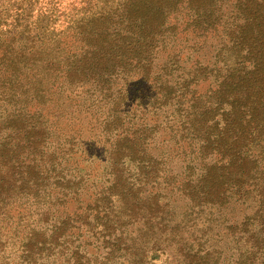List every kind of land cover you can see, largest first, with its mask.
<instances>
[{
  "label": "trees",
  "instance_id": "trees-1",
  "mask_svg": "<svg viewBox=\"0 0 264 264\" xmlns=\"http://www.w3.org/2000/svg\"><path fill=\"white\" fill-rule=\"evenodd\" d=\"M192 1L186 0L189 6ZM85 2L89 3L90 11L79 19L82 23L75 28L78 36L65 42L63 47L69 61L65 70L71 81L82 83L83 87L88 83L99 91L104 106L113 113L111 118L95 117L94 124L89 126L93 129L97 125L98 133L92 136L102 141L110 162L104 169V174L111 176L110 184L95 199L100 203L107 201L109 205L93 206L96 216L101 212L103 217L113 214V207L118 204L117 214L121 217L147 219L152 209L161 206L158 195L147 192V187L163 176L157 163L122 148L119 140L106 143L110 124L120 120L118 108L125 105L129 113H143L145 110L139 111L132 103L148 97L147 105L156 101L159 106H170L173 115L178 117V131L188 142L199 145L203 157L207 154L218 157L213 163H205L199 177L181 185L184 194L185 186L188 189L191 208L220 214L230 200L252 207L253 211L240 224L230 227L239 228L236 264H264V167L259 164L260 156H264V0H201L200 7L192 8L194 14L187 31L191 29L194 34L215 40V55L222 64L215 69L217 74L211 87L204 90L190 89L194 83L198 84L199 78H195L198 73L204 76L201 65L194 74L175 76L181 51L170 53L160 73L152 75L157 57L167 52L169 41L174 37V31H170L172 26L167 24L168 16L176 10L174 0H115L112 6L80 0L82 4ZM11 11L7 18L1 17L0 23L8 24L13 19L15 26L19 25L21 10H14L13 14ZM26 38V44L11 50V64L16 63L18 56H29L34 62L41 60L36 54L43 50L44 41L35 39L34 35ZM16 78L10 72L0 81V109H5L0 112L2 219L11 214L15 204L20 205L22 197L28 200L32 197V190L38 185L37 182L34 185V180L40 174L55 172L54 151L47 149L46 144L53 133L49 121L62 116L45 108L27 115L25 101L29 89L18 87ZM31 98H36L35 94ZM92 136L88 137L90 142H93ZM141 138L144 145L146 137ZM254 147L261 148L256 156L251 153ZM125 159L135 163L138 169L136 176L126 183L120 181L116 172V168L123 169ZM124 172L128 175L127 169ZM163 207L167 208L168 204ZM63 231L53 228L48 237L28 241L24 248L28 262L48 264L38 259H44L41 255L52 248ZM102 231H105L103 236L113 237L114 241L105 242L106 252L100 264H115L119 253L128 255L130 264H142L149 245L154 249L162 244L171 246L175 238L176 257H184L183 264H220V251L209 246L205 232L195 230L176 236L158 232L149 240L151 244L144 242L139 247L133 246V241L129 243L126 228H103ZM66 264L99 263L86 259L75 247Z\"/></svg>",
  "mask_w": 264,
  "mask_h": 264
},
{
  "label": "rangeland",
  "instance_id": "rangeland-1",
  "mask_svg": "<svg viewBox=\"0 0 264 264\" xmlns=\"http://www.w3.org/2000/svg\"><path fill=\"white\" fill-rule=\"evenodd\" d=\"M95 1L97 5L115 3V0ZM174 1L177 3L176 10L167 18L174 37L169 41L167 52L157 57L152 75L160 73L161 65L170 53L175 51L177 54L181 51L175 76L194 74L201 65L204 76L198 73L195 78H199V82L197 85L194 83L190 89H207L211 87L217 74L215 69L222 67V64L215 55V40L194 34L191 29L187 31L188 22L194 14L192 8L200 7L201 0H191V6L186 0ZM88 4H82L80 0H75V3L73 0H0V20L2 16L7 18L10 10L11 14L16 9L21 10L19 25L15 26L13 19L8 24L0 23V81L14 72L17 75L15 84L29 89L25 101L27 115L42 108L62 115L59 120L49 121L53 133L46 144L47 149L54 151L55 172L48 174L45 171L43 175L40 174L34 180V185L36 182L38 185L33 188L32 197L29 200L22 197L20 205L15 204L9 216L0 218V264H25V260L28 262L24 250L26 243L48 237L53 228L64 230V234H60L58 240L53 242L51 249L44 251L41 255L44 259H38L39 262L66 264L71 251L78 247L86 259L96 260L100 264L106 252L105 242L114 241L113 237L103 236V228H126L129 243L132 244L133 241V246L139 247L144 242L151 244L149 240L158 232L165 231L172 236L195 230L205 232L204 238H209V246L220 251V264H236L239 228L230 227L240 224L253 211L252 207L230 200L220 214H208V210L201 212L198 207L191 208V197L186 193L188 189L185 186L184 194L181 185L188 179L199 177L205 163H213L218 157L216 154L203 157L199 145L195 141L188 142L178 131V117L173 115L170 106H159L156 101L147 105L148 97L138 100L139 102L135 99L132 103L139 111L145 110L143 113H129L125 105L118 108L120 120L110 124L106 143H116L119 140L122 148H128L141 154L144 159L157 163L163 176L149 185L147 192L158 195L161 206L152 209L147 219L121 217L117 214L118 204L114 205L113 214L105 217L103 212L96 216L92 209L96 205L104 208L109 205L107 201L100 203L95 199L110 184L108 178L111 180V176L109 173L104 174V169L110 164L108 151L103 147L102 141L98 142L92 136L99 129L95 131L97 125L93 129L89 126L94 124L95 117L111 118L113 113L104 106L99 91L92 89L88 83L83 87L80 85L82 83L74 84L71 81L65 70L69 61L65 53L67 50L63 47L65 42L78 36L75 28L81 25V16L90 11ZM29 35L44 41L41 45L44 46L43 50L36 54L41 60L34 62L35 59L29 56H18L16 63L11 64V50H17L18 46L26 44V37ZM76 46L77 41L73 49ZM4 53L7 54L5 58ZM12 53L15 54V51ZM32 94L36 98L32 99ZM154 95L152 93L151 96ZM4 110L1 108L0 112ZM89 136H92L93 142H90ZM142 136L146 137L144 145L139 140ZM260 150L261 148L254 147L251 153L256 156ZM262 157L264 156L259 159L260 167H264ZM125 169L128 175L124 172ZM116 172L120 181L126 183L136 176L138 169L135 163L125 159L123 169L116 168ZM163 204H168V207H163ZM176 240L177 238L173 240L171 246L162 244L159 249L149 245L142 264H183L181 261L184 257H176ZM128 258V255L119 253L115 257V264H130Z\"/></svg>",
  "mask_w": 264,
  "mask_h": 264
}]
</instances>
